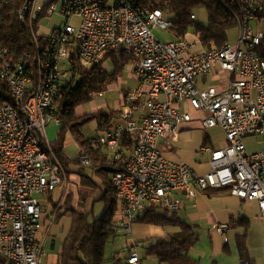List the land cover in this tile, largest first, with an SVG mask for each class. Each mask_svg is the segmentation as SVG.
Returning <instances> with one entry per match:
<instances>
[{"label": "built area", "instance_id": "2783aa9c", "mask_svg": "<svg viewBox=\"0 0 264 264\" xmlns=\"http://www.w3.org/2000/svg\"><path fill=\"white\" fill-rule=\"evenodd\" d=\"M16 1L0 0V6ZM261 9L262 0H240L236 41L207 49L193 34L160 40L152 28L171 31V21L160 7L143 8L138 0H24L17 16L29 26L36 61L0 46V79L15 101L0 105V256L9 264H42L44 208L66 175L46 136L47 126L59 123L56 96L74 63L89 68L117 47L130 55L137 86L126 95L123 121L105 129L94 145L106 147L111 158L121 161L123 136L130 135L135 143L124 170L111 177L118 231L131 235L144 211H178L181 197L192 199L221 187L255 202L264 219V147L249 153L244 142L255 135L264 142V59L257 51L264 36ZM52 15L61 24L41 34L40 18ZM203 77L212 83L200 88ZM143 107L146 111L136 120L134 111ZM187 108L199 113L203 130L218 128L225 136L219 147L198 148V155L208 156L204 173L166 158L159 148L161 140L170 145L179 139L181 125L193 119ZM79 162L90 163L86 152ZM55 220L53 214L50 222ZM227 228L221 223L215 230L222 234ZM126 261L142 264L134 246ZM237 264L249 263L239 259Z\"/></svg>", "mask_w": 264, "mask_h": 264}, {"label": "trees", "instance_id": "16d2710c", "mask_svg": "<svg viewBox=\"0 0 264 264\" xmlns=\"http://www.w3.org/2000/svg\"><path fill=\"white\" fill-rule=\"evenodd\" d=\"M24 0L0 6V46L13 47L17 55L28 53L30 61L35 62V44L29 26L18 19V9ZM143 8L160 7L165 18L172 23L171 33L175 38H183L192 32L198 37L204 48L222 47L228 42L229 32L236 28L235 15L239 11L240 0H138ZM205 10L206 22L197 19L196 12ZM194 15L195 18L191 16ZM40 16L35 20L37 22ZM259 21L264 20V0L258 14ZM42 47L46 40L39 36ZM257 51L264 59V36L257 46ZM130 55L121 47L109 49L102 60L89 68L74 63L70 76L60 87L56 96V117L60 124L57 137L50 143L67 173L70 165L77 166L73 171L78 175L79 190L75 195L68 192L57 220L62 216L71 217L70 229L62 241L57 264H128L126 257L119 253L111 257L104 256L107 241L120 234L117 227L119 208L115 199L111 177L124 170L128 152L133 149L134 141L126 134L122 138L123 160L111 158L106 147L94 145L93 138H85L82 128L91 120H96L97 128L105 130L113 126L115 112L97 109L78 115L76 109L93 100L94 96L104 93L118 85L125 67L130 62ZM126 102V95L123 103ZM15 105L8 85L0 79V105ZM70 134L79 145L81 152H86L90 163L83 166L79 157L68 159L64 154L66 135ZM93 142V143H92ZM43 145V143H41ZM207 144V142H206ZM80 152V153H81ZM98 194L97 197L95 195ZM99 202L103 209L100 214L94 212V204ZM136 222L158 227H177L179 233L154 238L145 247L146 254L155 257L164 264H199L191 257L189 250L198 241L197 227L183 220L178 211L152 208L137 216ZM245 236H238L236 241L240 258L246 256ZM0 264H9L0 256Z\"/></svg>", "mask_w": 264, "mask_h": 264}, {"label": "crops", "instance_id": "0c3cea01", "mask_svg": "<svg viewBox=\"0 0 264 264\" xmlns=\"http://www.w3.org/2000/svg\"><path fill=\"white\" fill-rule=\"evenodd\" d=\"M129 63L125 67L127 72L126 77L123 79L121 77L118 85H115L117 88L119 86L121 87V96L117 106L115 108L106 109L108 111H117V116L114 120L113 126L123 121L120 117V112L124 105L123 97L127 95L131 89L137 86L136 76ZM210 82L212 83L211 79ZM200 85H205V77L202 78ZM101 96H103V93L94 96L93 99ZM103 106L105 107V105ZM102 107L95 108L94 111L100 108L104 109V107ZM187 110L192 113L193 119L190 122H185L181 125L179 130V139L172 142L170 145H165L161 140L159 143V148L166 158L170 160L184 161L190 165L192 170L196 173H204L209 168L208 156L198 155L197 150L201 145L215 146L211 144V140L201 127V124L197 118L199 113L189 108H187ZM145 111L146 109L144 107L134 111V118L136 120L139 119ZM50 124L54 125L53 129H50ZM50 124L46 129V136L49 144L57 137V130L59 128L60 121L56 124ZM194 128L201 130V133L197 136L199 146L195 145L194 147L188 148L185 146V142L188 140L190 142L193 138V136H191V131ZM103 131L104 130H100L99 133L93 137H98L103 133ZM68 136L72 138L70 134L66 135L64 154L66 158L74 159L79 157L81 151L79 145L76 143L78 145V152L76 156L73 158L68 156ZM72 140L74 139L72 138ZM69 167L72 172L69 175V183L67 187L62 185V183L58 185V187H60V194L66 190L67 192H73L75 195H77L76 193L79 190V178L78 175L73 172L76 170L77 166L70 165ZM54 191L49 194L48 204L44 208V229L43 234L41 235V240L43 241V251L45 245L48 243L49 247L53 250V253L49 255V257L46 259V262L44 263L42 258V264L58 263V254L62 248V241L67 235L71 226V217L69 216H62V218L59 220L56 218L54 222H50L54 214L53 204L59 198H54ZM181 204V208L178 210V215L186 222L195 225L199 230L198 241L189 250L191 257L198 260L199 264H237L238 260L241 259L236 247L238 236H245L244 243L246 256L244 259L247 260L249 264H264V219L260 217L255 202L244 201L236 196H233L230 193V189L228 187H221L199 192L192 199L181 197ZM221 223L228 224V228L222 234L215 230V227ZM177 229V227L172 226L158 227L141 222H135L132 226L131 235L124 237L123 249L126 251V256H128L129 251L133 246L138 252V248L141 246L138 242V239L150 241L154 238L163 237L169 232L174 233ZM121 234L122 233H120V235ZM231 242H233L234 247L231 246ZM139 256L142 260V264H146L147 259L142 257L140 254ZM148 262V264H164L158 262L155 257H151V260H148Z\"/></svg>", "mask_w": 264, "mask_h": 264}, {"label": "rangeland", "instance_id": "374dc122", "mask_svg": "<svg viewBox=\"0 0 264 264\" xmlns=\"http://www.w3.org/2000/svg\"><path fill=\"white\" fill-rule=\"evenodd\" d=\"M197 15V19L201 22H206V12L205 10H199L196 12ZM165 17V16H164ZM61 18L56 16V15H52V16H46V17H41L39 20V27L38 30L41 34H46L48 31H50L51 29H53L54 27H57L61 24ZM77 22V20H74L73 23ZM260 31L263 32L264 34V20L260 22ZM153 32L156 34V36L162 40V41H166V40H171L174 39L175 37L173 36V34L171 33V31H166L161 27L158 26H154L152 28ZM188 37H192V33L188 34ZM237 39V29L234 28L229 32L228 35V42L229 44H233ZM126 69L123 72L122 75V79L126 77ZM201 80V78H200ZM210 79L209 77H205V85H209ZM204 85V87H205ZM121 87L119 86L117 88V86H113L111 88H109L107 91H105L103 93V96L98 97L93 99L91 102L86 103L82 106H80L77 109V113L78 114H84V113H90L93 112L95 108L98 107H102L103 105H105L104 109H109V108H115L117 106V103L120 99L121 96ZM200 88H202V86H200ZM102 107V108H103ZM101 109V108H100ZM181 111H183L182 108H180ZM109 111H113L115 112V115L117 116V111L114 110H109ZM115 120V119H114ZM53 123V122H52ZM56 124V123H54ZM50 129L54 128L53 124H50ZM99 129L97 128V122L96 120H91L89 121L83 128H82V133L84 135L85 138H91L93 136H95L96 134L99 133ZM206 132V134L208 135L209 139L211 140V144H213L215 147H219L221 146L224 141H225V136L224 133L218 129V128H210L207 130H204ZM193 138L191 139V141L189 142L186 141L185 142V146L190 148V147H194L195 145H198V140H197V136L201 133L200 129H193L191 131ZM68 147H67V153L68 156H70V158H73L76 156L77 152H78V145L76 144V142L74 140H72V138L70 136H68ZM245 145H246V149L249 153H253V152H257L260 151L261 149H263L264 147V142H263V138L259 135H255L253 137H248L245 138L244 140ZM199 146V145H198ZM81 154V153H80ZM79 154V155H80ZM62 163V162H61ZM70 168V167H69ZM70 170V169H69ZM72 171V170H71ZM69 175L70 173L66 172L65 175V182L62 183V185H64L65 187H67L68 183H69ZM60 187H58L54 192H53V196L54 198H58V200L56 202H54L53 204V213L55 214L56 218L58 217L60 211H61V207L62 204L64 202V199L66 197V195L68 194V192L66 190H64L60 195ZM98 194L95 195V197H97ZM103 206L101 203L96 202L94 204V212L97 214H100L102 212ZM198 230V229H197ZM173 231V230H170ZM176 232H169L167 233V235H174L176 233H179V230H175ZM199 232V230L197 231ZM124 234H117L114 237L110 238L106 245H105V249H104V256L105 257H111L116 253H119V255L121 257H127L126 256V251H124ZM152 240L150 241H143L138 239V242L140 243V247L138 248V253L146 258V264H148V260H151V257L149 255L146 254L145 252V247L148 245V243H150ZM232 247H234L233 242L230 243ZM233 249V248H232ZM53 250L49 247L48 243L45 245L44 247V251H43V263L46 262V259L49 257L50 254H52ZM104 264H111L110 262H106Z\"/></svg>", "mask_w": 264, "mask_h": 264}]
</instances>
